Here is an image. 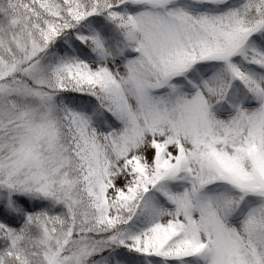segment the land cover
<instances>
[{"label": "snow or ice", "instance_id": "snow-or-ice-1", "mask_svg": "<svg viewBox=\"0 0 264 264\" xmlns=\"http://www.w3.org/2000/svg\"><path fill=\"white\" fill-rule=\"evenodd\" d=\"M0 264H264V0H0Z\"/></svg>", "mask_w": 264, "mask_h": 264}]
</instances>
